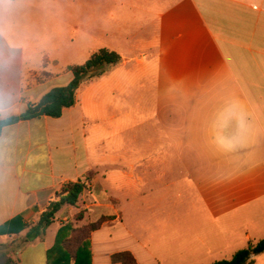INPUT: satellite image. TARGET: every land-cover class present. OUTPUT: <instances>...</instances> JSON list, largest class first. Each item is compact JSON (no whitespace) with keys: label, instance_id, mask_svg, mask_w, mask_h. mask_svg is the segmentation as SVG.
Masks as SVG:
<instances>
[{"label":"crops","instance_id":"0c3cea01","mask_svg":"<svg viewBox=\"0 0 264 264\" xmlns=\"http://www.w3.org/2000/svg\"><path fill=\"white\" fill-rule=\"evenodd\" d=\"M103 48L120 61L84 81L74 107L2 129L0 226L35 224L64 183L86 178V219H104L91 264H120L122 251L137 264H212L264 239V0H0V120L68 84V58ZM117 115L155 127L124 159L104 148ZM74 212L42 241L21 244L24 230L0 243L19 245L15 264H47Z\"/></svg>","mask_w":264,"mask_h":264},{"label":"trees","instance_id":"16d2710c","mask_svg":"<svg viewBox=\"0 0 264 264\" xmlns=\"http://www.w3.org/2000/svg\"><path fill=\"white\" fill-rule=\"evenodd\" d=\"M119 61L120 56L116 52L103 48L91 54L82 64L68 66L66 70L72 75L69 83L52 88L37 103L28 104L26 110L19 116L1 119L0 135L4 127L19 121L44 116L59 118L64 109L75 106L76 93L84 81L100 77L104 73L105 66L116 65ZM86 182L85 178L76 182L64 183L39 214L35 224L30 226L19 224L20 218L16 217L0 226V237L18 234L25 230L21 244L42 241L48 229L55 223L56 215L63 208L70 207L75 211L73 215H78L77 219L67 221L58 228L54 243L46 252L47 264H91L90 233L96 230L104 219L91 223L86 222L87 211L81 205L82 195L87 189ZM72 221L82 222L83 226H79L82 228L72 226ZM18 247L19 245L9 247L0 243V264H15L17 262L15 251ZM263 252L264 239L248 242L245 248L235 252L231 258L212 264H254L253 257ZM111 262L137 264L134 256L128 251L112 254Z\"/></svg>","mask_w":264,"mask_h":264},{"label":"rangeland","instance_id":"374dc122","mask_svg":"<svg viewBox=\"0 0 264 264\" xmlns=\"http://www.w3.org/2000/svg\"><path fill=\"white\" fill-rule=\"evenodd\" d=\"M86 19H87V17H86ZM88 21H92V19H89ZM147 29L148 28L143 29V32H141L140 35H138V38H139V36H143V35L147 37V34H148ZM76 37H77V33L72 28L69 27L67 29V39H66V42H68L69 44H71L70 40H75ZM125 38L121 42L124 45L123 46L124 47L123 48L124 50H126V49H127V51L132 50L133 51V54H138L139 51L141 49H143V44L141 42H135V41L131 42L130 40L127 41ZM67 61L68 62L74 61V62H72L74 64H81V63H83V60H80V58H73V59L68 58ZM43 77L44 76L42 74L41 75H37L36 80L38 81L39 79H42ZM122 116L123 115H117L116 116V119H115V121L117 122L118 126H121L120 128H118V133L119 134L116 135L114 138H111L110 141H106L105 142V145H104V148L110 147L111 149H114L116 151L119 150L117 153H119L120 155H122V157L124 159L125 156H126L125 155V150L127 149V146L134 148V147H136L137 145H139L141 143L143 144V143H146L147 141L150 142L151 141V133H152V130L155 129V127L152 125V121H150L149 123H147V124H145L143 126L140 125L138 127L132 128V129H130V128L129 129H126V128L123 127L124 121H123ZM120 122H122V123H120ZM124 132H125V134L126 133H133L134 134L133 139H130L129 140V145L125 143ZM140 136H142L141 139H140ZM64 215L65 216H69V214L66 213V212H65ZM77 216L78 215H72L71 218L75 220V219H77ZM67 220H69L68 217H67ZM58 222H60V221H58ZM87 223H91V220L88 219L87 220ZM71 225L72 226H75V228H82V227H79V226H83L82 222L81 223H77L75 221H72ZM56 227H57V224L55 223L48 230V235L50 237L53 236L52 235V232L55 231ZM253 237L256 240H252L250 242H256V241H258V239L259 240L260 239H263V238H260V237H262L261 234H258V236H257V234H255ZM257 237H259V238H257ZM247 244H245L244 248L247 246ZM4 245L11 247V245H7V244H4ZM15 246H18V244H14L13 243V247H15ZM253 260H254L255 264H264V254L257 255L255 257H253Z\"/></svg>","mask_w":264,"mask_h":264}]
</instances>
